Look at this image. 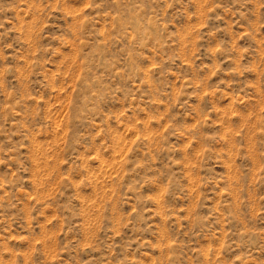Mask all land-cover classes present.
I'll return each mask as SVG.
<instances>
[{
  "label": "rangeland",
  "instance_id": "1",
  "mask_svg": "<svg viewBox=\"0 0 264 264\" xmlns=\"http://www.w3.org/2000/svg\"><path fill=\"white\" fill-rule=\"evenodd\" d=\"M0 264H264V0H0Z\"/></svg>",
  "mask_w": 264,
  "mask_h": 264
}]
</instances>
